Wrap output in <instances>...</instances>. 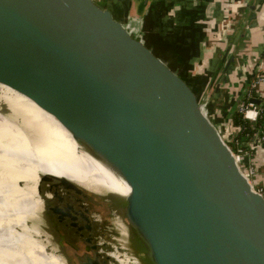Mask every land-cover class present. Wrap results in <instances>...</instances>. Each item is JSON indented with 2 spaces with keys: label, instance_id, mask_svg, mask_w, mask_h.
I'll use <instances>...</instances> for the list:
<instances>
[{
  "label": "water",
  "instance_id": "water-1",
  "mask_svg": "<svg viewBox=\"0 0 264 264\" xmlns=\"http://www.w3.org/2000/svg\"><path fill=\"white\" fill-rule=\"evenodd\" d=\"M153 1L130 0L137 27ZM97 3L0 0V83L130 188L125 197L40 173L44 231L55 221L84 239L75 264H264V193L208 117L212 86L196 89ZM0 112L17 120L1 102Z\"/></svg>",
  "mask_w": 264,
  "mask_h": 264
},
{
  "label": "bare ground",
  "instance_id": "bare-ground-1",
  "mask_svg": "<svg viewBox=\"0 0 264 264\" xmlns=\"http://www.w3.org/2000/svg\"><path fill=\"white\" fill-rule=\"evenodd\" d=\"M0 102L17 119L0 112V264H64L36 238L38 228L28 226L41 216L37 175L65 176L92 190L106 188L125 197L130 188L78 146L68 130L32 100L0 83ZM46 233L53 242L49 229Z\"/></svg>",
  "mask_w": 264,
  "mask_h": 264
},
{
  "label": "crops",
  "instance_id": "crops-1",
  "mask_svg": "<svg viewBox=\"0 0 264 264\" xmlns=\"http://www.w3.org/2000/svg\"><path fill=\"white\" fill-rule=\"evenodd\" d=\"M114 1L110 4L115 10L122 12L121 6L117 4L118 1L117 3ZM126 3H128L126 4L128 8L130 0H127ZM251 6L255 8L252 9ZM104 8L110 10L108 6ZM110 11L112 12V10ZM112 13L113 15L116 14ZM115 16L120 21V15L116 14ZM144 21L150 26L151 32H145V36H147L146 38L143 36V40L144 43L153 48L157 47V38L154 33L162 41H172L170 40L171 36L166 34L167 31L172 33L182 30V34L186 35L183 40L184 43H182L184 46H189L187 42L189 38L195 41L196 50L192 52V66L185 67L186 62L181 64L179 63L181 59H179L174 69L183 71L191 79L195 88L201 92H205L209 86H212L213 94L210 105L213 117L211 122L220 132V128L223 127L224 129L226 126L224 124L228 123L229 115L236 110V108L232 109L228 114L231 105L236 103L238 95L242 94L246 80L251 79L248 71V75L246 76V73L244 75L246 79L240 85L233 78L234 76L236 78L243 77L241 74L243 64L242 43L253 38L254 35H258V37L264 35V0H154ZM158 22L159 29L162 30L159 32L160 35L152 31L158 28ZM188 32L190 35L187 34ZM182 44L180 45L182 46ZM228 46L230 47L226 53ZM231 56L233 61L225 69V65ZM258 56L257 62L262 53ZM165 57H170V55L166 53ZM231 85L236 87L233 93ZM225 87L229 97H225L226 102L222 101L220 106L217 95ZM244 94L241 95L240 102L244 99ZM217 111L221 112V115L216 116ZM248 152L251 160L248 163L253 162L251 159L253 157L258 159L252 164L255 170L254 175H264V143H260L258 146L252 145ZM253 187L264 189V186L261 185Z\"/></svg>",
  "mask_w": 264,
  "mask_h": 264
},
{
  "label": "rangeland",
  "instance_id": "rangeland-1",
  "mask_svg": "<svg viewBox=\"0 0 264 264\" xmlns=\"http://www.w3.org/2000/svg\"><path fill=\"white\" fill-rule=\"evenodd\" d=\"M96 1L98 2L97 4L99 6H104V7L108 6V7H110L109 9L112 10V12L116 13L117 15H120L119 18H120V22L121 23L126 24V23L131 21L132 23L130 22L129 25L131 27L132 26L137 27L136 24H138V23H136L135 21H132L133 18L136 19V17H134L130 13L129 10L126 11V8H127L126 4H128V3H126L127 0H115V1L114 0H96ZM112 1H114V3L115 2L117 3V1H118L117 4L121 6V10H123V11L119 12V11L115 10L113 5L110 4ZM108 2H109V4H108ZM122 14H124V15H122ZM115 18H117V17L115 16ZM140 21H142V23L139 24V25H141V31L139 33L141 34V36H143V35L146 34L145 32H148V29H147V25H145L146 22L144 21V19H141ZM145 26H146V29H145ZM152 31L160 32V29H155V30L153 29ZM156 40L158 41L157 42V48L162 50L164 54L162 53V51H160V53H162V55H165V56H166V53H168L170 55V57H167V58H171L173 60V58L176 59L177 56H179V57H180V55L188 56L190 54L189 52L186 53V51L182 52L181 45L180 44L179 45L175 44L176 42H180L179 38H177L175 40V42H174V40H172V41H162L160 38H157ZM189 41L192 42V40H190V38H189ZM166 42H168V43H166ZM263 42H264V35L263 36H259V37H258V35H256V36L254 35L253 38L247 39L244 43H242L243 46L241 47V50H242V55H243V58H242L243 64H242L241 74H243V77L242 78H236L234 76V78H233V76H232V78L236 82H238L239 85L242 84V82H244V79H246L245 76H244L245 73H246V76H247L248 72L250 74L253 71V69H254V67L256 65L257 59L259 58L258 55H260L263 52V50H264ZM166 62H168V61L166 60ZM168 64H169V62H168ZM171 64H172V68L177 66V62L175 60L173 62L171 61ZM178 71L181 72L180 70H178ZM230 87H231V91L233 93V90L235 91L236 87H234V85H231ZM226 93H227V88L225 87L217 95V99L220 100V102L218 103V104H220V106L222 105L223 102H226L225 97H227V96L229 97V94L228 93L226 94ZM214 103H215V101H214ZM209 111H210L209 118H210V121H211L212 120L211 118L213 117V112L211 110V105L210 104H209ZM215 115L219 116V115H221V112L217 111ZM229 130H230V127L227 128V130H225V131H224L223 127L220 128V132L222 133L221 134V138L222 137L225 138L226 135H228L227 133H228ZM251 159L253 161V162H251V164H254V162H256L258 160L255 157H253ZM249 160H250V158H249L248 153H246V155H243L241 167L244 168ZM251 181H252V185L255 186V187L257 185L258 186L261 185L263 187L264 186V175L256 174V175L252 176ZM43 223H44V220L42 219V217H40L39 220L30 221V223H28V226H30L32 228H34V227L38 228L40 233H39V236L36 237V238L44 241V243H46L48 245L46 247H49V244H51V242H50V240L48 238L47 233L43 229V228H45Z\"/></svg>",
  "mask_w": 264,
  "mask_h": 264
},
{
  "label": "built area",
  "instance_id": "built-area-1",
  "mask_svg": "<svg viewBox=\"0 0 264 264\" xmlns=\"http://www.w3.org/2000/svg\"><path fill=\"white\" fill-rule=\"evenodd\" d=\"M125 25L131 31V33L135 34L143 41L142 36L139 33L141 31V27H131L130 25L128 26V24ZM249 75L251 76V79H249V84L245 90L244 99L241 101V103H239L236 109L241 115L243 121L246 120L248 122L258 124V127L255 128L254 138L252 141L253 146H258V144L264 143V55L260 57L253 71ZM253 99H257L260 104L258 105L253 101ZM206 112L209 117V106L206 108ZM229 149L233 153L234 159L244 174V177L248 179L252 185L251 178L255 174L254 166L248 163L244 168L241 167L243 155H246V153L249 154V152L243 150L240 147L238 140H234L233 148L229 147ZM255 189L258 190V192L264 193V189Z\"/></svg>",
  "mask_w": 264,
  "mask_h": 264
},
{
  "label": "trees",
  "instance_id": "trees-1",
  "mask_svg": "<svg viewBox=\"0 0 264 264\" xmlns=\"http://www.w3.org/2000/svg\"><path fill=\"white\" fill-rule=\"evenodd\" d=\"M145 25H147V24L145 23ZM154 28H155V26H154ZM159 28L160 27H159V22H158V28H155V29H159ZM145 29H146V26H145ZM147 29H148V32H151V29H150V26L149 25H147ZM160 32H162V30H160ZM156 33H158V35H160L159 32H156ZM182 33H183V31L181 30L179 32H172V33H170L169 31H167L166 34H169L171 36V39L170 40H174V42H175V40L177 38H179L180 42H176L175 43V44H178L179 45V44L184 43L183 40L186 38L185 37L186 35L185 34H182ZM187 34L190 35V32H188ZM146 36H145V38H146ZM154 36L156 38H159L155 33H154ZM185 42H186V40H185ZM187 42H188V45L189 46H186L185 45L186 46V48H185V46L182 44L184 47L181 46V49H182V52L183 51L184 52L186 51V53L189 52L190 54L188 56H186V55L185 56L180 55V57L177 56V58L176 59L173 58V60H170L169 58L165 57V55H162L163 51L160 50V49H158L157 47L156 48H153L152 46L148 45L147 43H145V44L147 46L152 47L158 54L161 55V57H163L164 60H167L171 66H172L171 61L173 62L174 60H176V62L178 63L179 62L178 60L181 59V62H179V63L184 64L186 62V66L185 67H191L192 64H193L192 63V61H193L192 52H194L196 50V44H195V41H193V40H192V42L187 40ZM160 51H162V53H160ZM181 73L186 77V79L189 82H191V79L189 77H187L186 74H184L183 71H181ZM227 121H228V123H227L226 126H224L225 127L224 129L227 130V128L230 127V130L228 131V133H227L228 135H226L225 138L222 137L223 138V141L229 147H232L233 148V141L234 140H238L239 141V144H240V147L243 150H245V151L248 152V150L252 146V141H253V138H254V131H255V128L258 127V124L257 123H251V122H248L246 120L243 121V119H242L241 115L238 113L237 109L235 111H233L229 115V117L227 118ZM220 136H221V133H220Z\"/></svg>",
  "mask_w": 264,
  "mask_h": 264
},
{
  "label": "flooded vegetation",
  "instance_id": "flooded-vegetation-1",
  "mask_svg": "<svg viewBox=\"0 0 264 264\" xmlns=\"http://www.w3.org/2000/svg\"><path fill=\"white\" fill-rule=\"evenodd\" d=\"M143 36H142V39H143ZM143 42H144V40H143ZM263 55H264V51L262 52V56ZM53 222L54 223H52L53 225H51V226L56 225V226H59L61 229H58L56 226H54L53 228H49L51 234H53L52 241L54 242V243L51 242L52 243L51 245L57 251L59 250L63 254V256H64V258L68 264H75L74 255L81 254L83 251H88L87 250L88 249L87 244L85 243L83 238H80L77 235H75V233L73 231L66 228L64 225L56 224L55 221H53ZM97 229H99V228H97V226H96V230ZM96 234H97L96 238L98 239L99 235H98V233H96ZM98 244L102 245V244H104V241L102 240V241L98 242ZM132 254H133V251H132ZM134 261L135 260L132 259V262H134ZM139 262H140V264H142V262L140 260H139Z\"/></svg>",
  "mask_w": 264,
  "mask_h": 264
}]
</instances>
